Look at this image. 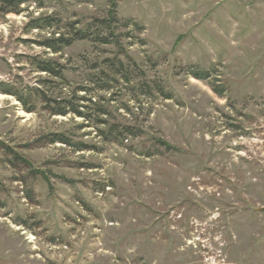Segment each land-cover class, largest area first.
<instances>
[{
	"label": "rangeland",
	"instance_id": "374dc122",
	"mask_svg": "<svg viewBox=\"0 0 264 264\" xmlns=\"http://www.w3.org/2000/svg\"><path fill=\"white\" fill-rule=\"evenodd\" d=\"M9 8L0 264H264V0Z\"/></svg>",
	"mask_w": 264,
	"mask_h": 264
},
{
	"label": "trees",
	"instance_id": "16d2710c",
	"mask_svg": "<svg viewBox=\"0 0 264 264\" xmlns=\"http://www.w3.org/2000/svg\"><path fill=\"white\" fill-rule=\"evenodd\" d=\"M28 2V0H4V3L8 4L11 6V8H9V10L7 11H4L5 14H8V13H17V10L20 6L26 4ZM76 40H80L82 38H79L80 36L77 35L76 36ZM69 45L70 42L69 41H65L61 36H58V38L56 39H51L49 41H47L44 45L47 49H50L51 51L53 52H57L58 49L54 47V45ZM40 72H43V73H46V74H51V75H54V72L53 70L51 69V66L50 64L48 63L46 66H40ZM77 115H80L78 112H75ZM60 115H65V112L62 111L59 113ZM162 146L166 147V148H170L167 144L163 143V142H159Z\"/></svg>",
	"mask_w": 264,
	"mask_h": 264
},
{
	"label": "water",
	"instance_id": "95a60500",
	"mask_svg": "<svg viewBox=\"0 0 264 264\" xmlns=\"http://www.w3.org/2000/svg\"><path fill=\"white\" fill-rule=\"evenodd\" d=\"M257 212H259V213H264V208H259V209H257Z\"/></svg>",
	"mask_w": 264,
	"mask_h": 264
}]
</instances>
